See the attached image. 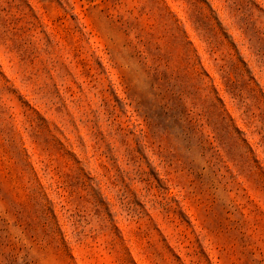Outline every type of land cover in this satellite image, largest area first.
<instances>
[{"label": "rangeland", "instance_id": "1", "mask_svg": "<svg viewBox=\"0 0 264 264\" xmlns=\"http://www.w3.org/2000/svg\"><path fill=\"white\" fill-rule=\"evenodd\" d=\"M0 264H264V0H0Z\"/></svg>", "mask_w": 264, "mask_h": 264}]
</instances>
